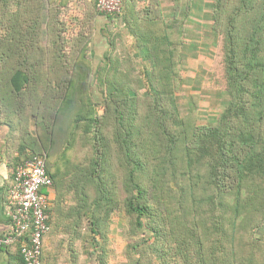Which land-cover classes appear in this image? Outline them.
Listing matches in <instances>:
<instances>
[{"label": "rangeland", "instance_id": "rangeland-1", "mask_svg": "<svg viewBox=\"0 0 264 264\" xmlns=\"http://www.w3.org/2000/svg\"><path fill=\"white\" fill-rule=\"evenodd\" d=\"M73 1L58 12L51 2L33 1L23 7L30 19L22 21L18 0H0V121L15 133L34 128L44 135L37 121L52 123L64 105L58 131L61 140L75 141L78 168L75 177L55 181L66 192L60 202L50 199L53 226L42 264H162L186 253L174 246L180 238L187 243V229L199 221L218 220L230 235L241 221L225 217L235 201L232 180L207 135H190L196 127L230 135L242 123L229 107L247 97L251 74L241 49L261 0H122L121 23L105 33L104 62L85 54L95 33L94 1ZM92 63L99 65L93 85L104 99L96 111ZM16 70L28 83L11 95ZM252 123L264 132V119ZM131 181L148 206L140 227L126 208ZM92 213L100 220L95 240Z\"/></svg>", "mask_w": 264, "mask_h": 264}, {"label": "trees", "instance_id": "trees-1", "mask_svg": "<svg viewBox=\"0 0 264 264\" xmlns=\"http://www.w3.org/2000/svg\"><path fill=\"white\" fill-rule=\"evenodd\" d=\"M33 1L42 2V0H18L17 5L19 6H17V8L20 12L17 11V14L22 16L18 17L19 20L21 18L22 21H26L27 18L28 20L30 19L29 17H25L29 15L23 9V7L29 6L28 3L32 6ZM68 1L69 0H60L57 5L51 3V6L59 8L57 10L58 12L61 8L66 7ZM93 1L96 8V0ZM48 2H51V0H48ZM15 7L16 6H14V8ZM112 17L114 16L98 11L95 15L93 27L96 30L90 40V44L85 48V54H87L88 51H93L92 45L94 44H92V41L93 38L96 39L98 41V46L94 48V53L96 55V60L98 61L100 60L104 62L106 60L104 54L107 51L108 43L105 33L113 28L110 19ZM116 19L117 23L120 24L122 21L121 15H117ZM241 50L244 56V69L245 72L250 71L249 74H251V82L248 87L247 97L243 101V105L237 107L233 102H231L229 110H232V107H234L236 109V116L241 117L242 123L236 127H233L234 130L230 135H228L226 131H222L221 129L214 127H196L191 131L190 135V137H197L198 133L207 135L206 138H208L214 145L219 156L216 162L223 166V169H225L224 176L230 177L232 180L231 186H234L232 196L235 201L230 207L232 212L230 214L227 212L225 217L228 216V219H232L230 220L231 222L235 221L236 219L240 220L239 218L241 217V221L234 223V227L232 230L230 229L231 234L228 235L226 230L223 229L221 224L222 222L218 223V220H215L214 222L211 221L204 223L198 220L199 228L196 229L194 226L187 229V243L183 242L184 240L180 238L178 240H180L181 243L178 242L179 244L174 246L176 249L175 252L177 250L183 251L186 249V253L175 254L173 255L174 257H168L167 260L163 259L162 264H216L220 262V254H223L222 257L226 255L225 264H235V259H241L242 254H245L241 253L239 255V253L236 251V247L238 245L237 241L239 242L241 240L240 246L238 248L239 251L249 247L248 239L249 237L254 236L253 230L264 223V132L256 131L252 125V122H260L264 119V0H261L258 10L255 11L253 18L251 19L250 30ZM234 52L235 48L231 41L229 43L231 68H233L234 65ZM100 55H102V57H100ZM90 58L92 59V57ZM98 67L99 65L97 63H92L90 70L91 80L89 84V94L92 98L91 100L93 102V110L95 111L98 110V104L104 100L102 93L97 91L96 87L93 85V80L98 72ZM247 77H249V75ZM27 83V77L22 73V71L16 70L10 79V85L14 90V93L10 92L9 94H19L22 91L24 85ZM61 107L65 106L61 105ZM61 107H58L57 111L55 112L52 123L47 124L43 120L37 121V124L41 125L43 128L42 130L45 135V137L44 135H40L39 138L42 141L47 140L46 143L50 141L48 143L49 146L53 145V149L57 153L54 163L56 164L55 166H57V170L54 173L52 170H50L51 167L50 164H48L47 154L44 151L38 152L39 148L36 149L31 147V152L17 162L18 164L36 153H45L47 158L48 172L54 183L53 186L55 185V181L58 182L59 178L63 180L61 176L65 177V179L71 175L75 177V172L77 170L76 168H78L76 165H73L74 162L70 150L73 147L75 141L67 136L60 141L61 144L59 145V141L56 140L51 142L50 139L53 131L57 137H61L57 126V122H59L60 117L63 114V108ZM21 146V149H23L24 146ZM42 146L45 150L43 142ZM228 169L230 170V173H228ZM94 172L95 171L93 170L92 173ZM256 176L258 178H256ZM257 179H259V183L256 184ZM54 189L57 192L56 201L59 199L60 202L62 190L58 192L57 186H54ZM131 190L133 193L126 201V208L129 212L136 214V225L140 227L143 226L140 218L147 213L148 206L140 203V200L143 196V189L138 183L131 181ZM48 191H44L45 194H48ZM54 201L55 200H53V202ZM110 206V203L107 202V212H109ZM221 207L225 208V206ZM96 209H101V202L97 204L95 211ZM50 210L51 206L49 207V212ZM213 210L214 207L210 209V211ZM89 219L90 232L92 233L93 240H95L94 234L99 233L98 226L100 224V220L97 219V215L95 213H92ZM52 223V215L50 212V230L44 237L43 250L46 240L45 238L51 232L53 226ZM201 223L202 228L200 227ZM236 224H238V227H235ZM235 228L237 232H234ZM203 230L208 231L209 233L203 234ZM159 240L161 241L158 243L161 244L169 241L168 238H159ZM15 244L18 245V250L20 252L22 243L18 241ZM23 264H25L24 260Z\"/></svg>", "mask_w": 264, "mask_h": 264}, {"label": "built area", "instance_id": "built-area-1", "mask_svg": "<svg viewBox=\"0 0 264 264\" xmlns=\"http://www.w3.org/2000/svg\"><path fill=\"white\" fill-rule=\"evenodd\" d=\"M98 12L117 16L122 0H96ZM53 185L45 153H36L14 167L5 209L11 230L0 237V249L21 242L25 264H41L43 240L50 230V199L44 191Z\"/></svg>", "mask_w": 264, "mask_h": 264}, {"label": "crops", "instance_id": "crops-1", "mask_svg": "<svg viewBox=\"0 0 264 264\" xmlns=\"http://www.w3.org/2000/svg\"><path fill=\"white\" fill-rule=\"evenodd\" d=\"M48 0H46L47 2ZM82 3H87V0H80ZM45 2V1H44ZM60 0H51V3L57 5ZM74 1L69 0L65 8L68 9L69 5H73ZM88 6V5H87ZM112 25L117 23L116 16L110 18ZM96 30V29H95ZM93 38L92 48L94 53V48L98 46V41ZM22 131V130H21ZM24 134L22 132L15 133V130H12L11 124L7 121H0V237L4 234L10 232L11 225L9 219L6 215L5 203L8 195V189L12 181L14 167L18 161L23 159L31 152V147L36 149L42 148V142L44 143L43 151L47 154L48 164L52 172L54 173L57 170V166H55V158L57 153L53 149V145L49 146L47 140H41L40 135L37 134L34 128L23 129ZM20 139V140H19ZM52 141H59V145L61 144V137L56 136L55 132H52L51 136ZM24 146L23 149L22 146ZM48 149V150H46ZM50 190V189H49ZM60 191V190H59ZM65 192L61 191V194ZM49 199L53 201L56 199L57 192L53 188L51 191H48ZM253 230V229H252ZM254 236L249 237V247L238 250L241 240L237 243L236 251L242 254L241 259H235V264H264V223L260 225L258 228L253 230ZM260 238V239H259ZM46 239V238H45ZM46 242V240H45ZM244 242V241H243ZM243 245V243H242ZM223 254L219 255L220 262L216 264H225L226 263V255L222 257ZM223 259V260H222ZM0 264H23L22 256L18 250V245L15 243L8 247H3L0 249Z\"/></svg>", "mask_w": 264, "mask_h": 264}]
</instances>
